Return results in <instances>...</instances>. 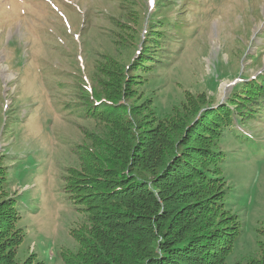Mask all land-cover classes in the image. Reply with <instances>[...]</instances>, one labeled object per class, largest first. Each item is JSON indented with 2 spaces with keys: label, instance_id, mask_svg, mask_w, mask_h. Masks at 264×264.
Masks as SVG:
<instances>
[{
  "label": "rangeland",
  "instance_id": "1",
  "mask_svg": "<svg viewBox=\"0 0 264 264\" xmlns=\"http://www.w3.org/2000/svg\"><path fill=\"white\" fill-rule=\"evenodd\" d=\"M109 61L140 74L139 111L156 120L185 103L222 109L212 146L238 216L232 230L243 228L226 263L262 258L264 0H0V199L16 201L19 259L64 264L61 253L78 250L72 231L86 219L68 183L98 132L89 108L105 102Z\"/></svg>",
  "mask_w": 264,
  "mask_h": 264
},
{
  "label": "trees",
  "instance_id": "2",
  "mask_svg": "<svg viewBox=\"0 0 264 264\" xmlns=\"http://www.w3.org/2000/svg\"><path fill=\"white\" fill-rule=\"evenodd\" d=\"M108 67L114 74L101 72L97 93L105 102L89 108L98 132L78 150V173L70 174L68 187L86 223L81 234L72 231L78 250L61 253L64 264H227L243 228L232 230L238 216L228 209L221 153L212 146L225 113L192 102L189 112L186 103L176 105L156 120L146 105L139 111L138 101H146L138 92L140 74L128 78L112 61ZM126 86L136 99L128 102L133 110L122 102ZM3 179L0 173V194ZM14 214L16 201L0 199V264H43L35 254L19 259L25 233L15 229ZM245 264H264V256Z\"/></svg>",
  "mask_w": 264,
  "mask_h": 264
},
{
  "label": "snow or ice",
  "instance_id": "3",
  "mask_svg": "<svg viewBox=\"0 0 264 264\" xmlns=\"http://www.w3.org/2000/svg\"><path fill=\"white\" fill-rule=\"evenodd\" d=\"M149 2H150V3H152V2H153V0H149Z\"/></svg>",
  "mask_w": 264,
  "mask_h": 264
}]
</instances>
